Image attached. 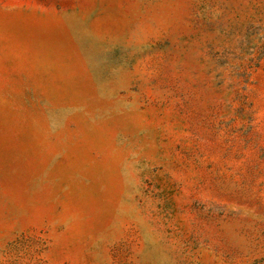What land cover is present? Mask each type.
<instances>
[{"label": "rangeland", "instance_id": "rangeland-1", "mask_svg": "<svg viewBox=\"0 0 264 264\" xmlns=\"http://www.w3.org/2000/svg\"><path fill=\"white\" fill-rule=\"evenodd\" d=\"M0 264H264V0H0Z\"/></svg>", "mask_w": 264, "mask_h": 264}]
</instances>
